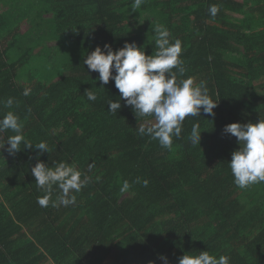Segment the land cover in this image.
I'll list each match as a JSON object with an SVG mask.
<instances>
[{"label":"trees","instance_id":"obj_1","mask_svg":"<svg viewBox=\"0 0 264 264\" xmlns=\"http://www.w3.org/2000/svg\"><path fill=\"white\" fill-rule=\"evenodd\" d=\"M42 1L53 12V38L77 52L67 63L56 58L57 67L35 66L33 48L18 50L26 38L23 17L0 9V116L13 111L25 140L47 142L50 152L40 161L74 165L88 182L74 204L54 207V189L42 207L37 197L44 193L31 172L40 150L22 142L11 155L5 142L0 264H163L161 255L176 264L185 252L200 251L227 256L229 264H264V182L234 184L228 163L239 144L224 132L232 122L264 119V0H144L140 9L157 17L145 32L131 27L133 0ZM212 4L219 7L215 17ZM157 23L171 41L181 40L184 78L204 81L217 102L214 116L201 108L185 118L170 150L138 134L141 125L155 123L153 116L136 117L123 100L117 113L109 112L108 100L120 96L114 81L102 85L83 63L106 43L117 50L135 42L154 54ZM86 90L97 99L88 100ZM10 97L8 109L3 102ZM194 125L200 145L189 139ZM10 135L0 133V141ZM125 180L130 189L121 193Z\"/></svg>","mask_w":264,"mask_h":264},{"label":"clouds","instance_id":"obj_2","mask_svg":"<svg viewBox=\"0 0 264 264\" xmlns=\"http://www.w3.org/2000/svg\"><path fill=\"white\" fill-rule=\"evenodd\" d=\"M143 2L144 0H133L131 9L138 10ZM208 11L215 17L219 7L212 4ZM153 31L156 45L154 54L146 55L145 49L135 42H125L117 50L106 43L103 50L96 46L86 55L83 63L88 66L89 71L98 72L102 85H107L110 79L114 81L120 96L118 100H108V111L117 113L121 108L120 101L123 100L127 106H131L136 117L153 116L155 123L141 125L137 129L138 134L158 140L162 148L170 150L173 137L181 135L185 118L200 115L201 108L205 114L214 116L213 110L217 102L210 97L204 81L195 84L192 77L184 78L186 68L180 58L181 40L177 38L174 42L171 41L170 32L163 24L157 23ZM30 91L25 88L23 95H30ZM85 95L90 101L97 99L96 93L91 90H86ZM13 102V98H8L3 102L4 107L11 109ZM22 129L18 115L13 111L0 116V133H13L6 141H0V149L7 142V151L15 155L21 150L23 142L24 147L34 146L40 150L37 153V163L31 168L37 188L44 193L37 197V203L47 207L54 189H58L57 199L52 201L54 207L74 204L75 193H79L87 184L88 177L82 179L81 171L67 162H53V166L49 167L40 161L39 156L43 152H50L47 142L29 143L25 140ZM224 132L236 137L239 144L228 163L234 184L240 189H246L264 182V119L256 123L232 122L225 126ZM189 139L192 144L200 145L201 131L198 125L192 127ZM135 182L139 183V178ZM147 184L148 181L144 180L143 185L146 187ZM129 189L130 184L125 180L120 192H127ZM159 258L163 264H170L166 256L161 255ZM148 264H155V261H149ZM176 264H229V258L224 255L217 258L208 251H200L198 254L185 252Z\"/></svg>","mask_w":264,"mask_h":264},{"label":"rangeland","instance_id":"obj_3","mask_svg":"<svg viewBox=\"0 0 264 264\" xmlns=\"http://www.w3.org/2000/svg\"><path fill=\"white\" fill-rule=\"evenodd\" d=\"M8 8L15 17H23L22 26L26 38L19 45L18 50L23 52L27 46L30 49L33 48V54L37 58L34 62L35 66H49L54 61V67H57L56 58L60 56L63 57V63L74 60L73 56L78 47L74 44H62L53 38L51 34L53 30L51 26L53 12L42 0L0 1V9ZM128 14L131 27L142 29L144 32L157 18L155 14L147 13L140 8L133 11L130 7L128 8ZM20 78L21 81L26 80L24 73Z\"/></svg>","mask_w":264,"mask_h":264}]
</instances>
